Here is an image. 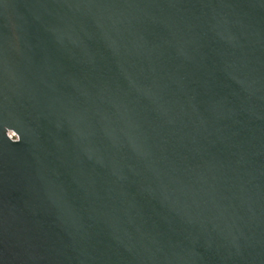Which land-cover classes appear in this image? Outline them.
Masks as SVG:
<instances>
[{
	"label": "water",
	"instance_id": "water-1",
	"mask_svg": "<svg viewBox=\"0 0 264 264\" xmlns=\"http://www.w3.org/2000/svg\"><path fill=\"white\" fill-rule=\"evenodd\" d=\"M0 264H264V0H0Z\"/></svg>",
	"mask_w": 264,
	"mask_h": 264
},
{
	"label": "built area",
	"instance_id": "built-area-1",
	"mask_svg": "<svg viewBox=\"0 0 264 264\" xmlns=\"http://www.w3.org/2000/svg\"><path fill=\"white\" fill-rule=\"evenodd\" d=\"M10 138H12V139H13V135H12V134H10Z\"/></svg>",
	"mask_w": 264,
	"mask_h": 264
}]
</instances>
